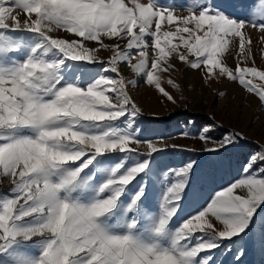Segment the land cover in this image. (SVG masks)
Returning a JSON list of instances; mask_svg holds the SVG:
<instances>
[{
    "label": "snow or ice",
    "instance_id": "obj_1",
    "mask_svg": "<svg viewBox=\"0 0 264 264\" xmlns=\"http://www.w3.org/2000/svg\"><path fill=\"white\" fill-rule=\"evenodd\" d=\"M247 26L264 33V0H191L186 14L174 0H0V264H218L213 250L233 247L240 264L253 237L264 252V146L195 207L199 162L158 165L190 149L147 139L133 95L144 82L176 103L161 82L175 58L264 107ZM216 127L198 133L205 151L245 139L213 140Z\"/></svg>",
    "mask_w": 264,
    "mask_h": 264
},
{
    "label": "rangeland",
    "instance_id": "obj_2",
    "mask_svg": "<svg viewBox=\"0 0 264 264\" xmlns=\"http://www.w3.org/2000/svg\"><path fill=\"white\" fill-rule=\"evenodd\" d=\"M179 13L186 14V7L191 0H174ZM222 2V0H217ZM249 3L259 4L260 0H247ZM244 18V17H241ZM246 31L252 37L251 55L258 67H264V33L251 26ZM63 34V33H62ZM123 46V44H122ZM101 57L107 59L110 51L102 50ZM151 55V53H150ZM235 53L229 55L227 64L235 66L239 61L234 59ZM175 70L161 75L162 86L169 91L176 103L168 101L154 86L141 82L133 90L134 99L141 108L143 118L140 122L142 130H146V138L157 140L163 137L168 145H178L190 151H176L171 148L156 156L158 165L163 169L178 168L186 161L195 159L199 168L193 181V187L199 194V202L195 207L203 205L213 194V190L237 176L245 157L258 154L264 146V107L259 100L249 94L237 83L221 78L216 81H205L202 74L186 67L179 60L173 58ZM128 75V70H124ZM135 78V75H129ZM171 78L181 85V90L174 89L166 81ZM257 84H262L258 79ZM220 93H224L223 96ZM215 123L218 125L212 132L213 140L236 132L245 139L237 147L223 154L205 151L213 146L212 141H201L199 131L205 125ZM187 131L188 136L181 135ZM140 151H148L142 145ZM155 155V154H154ZM12 187L6 177H0V191H8ZM159 195V191L156 192ZM193 211V205L188 204L182 217ZM213 223L218 224L214 218L209 217ZM246 254L241 258L240 264H264V252L260 250L255 237L247 239L244 243ZM236 248L224 254L223 248L213 250L218 258V264H237L234 259Z\"/></svg>",
    "mask_w": 264,
    "mask_h": 264
}]
</instances>
